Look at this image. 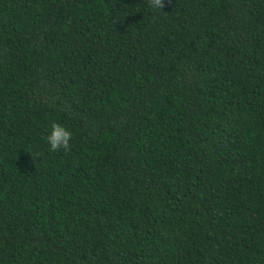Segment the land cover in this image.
I'll list each match as a JSON object with an SVG mask.
<instances>
[{"label":"trees","instance_id":"1","mask_svg":"<svg viewBox=\"0 0 264 264\" xmlns=\"http://www.w3.org/2000/svg\"><path fill=\"white\" fill-rule=\"evenodd\" d=\"M162 2L0 0V264H264V0Z\"/></svg>","mask_w":264,"mask_h":264},{"label":"clouds","instance_id":"2","mask_svg":"<svg viewBox=\"0 0 264 264\" xmlns=\"http://www.w3.org/2000/svg\"><path fill=\"white\" fill-rule=\"evenodd\" d=\"M148 6L154 9H162L164 4L162 0H147ZM72 139V132L65 126L59 123H52L50 133L46 137V142L49 145L50 151L58 152L64 150L70 151V141Z\"/></svg>","mask_w":264,"mask_h":264}]
</instances>
